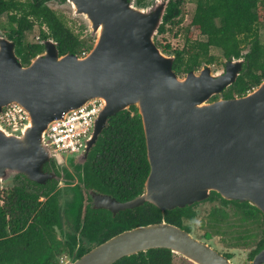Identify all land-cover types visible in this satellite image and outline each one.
I'll return each mask as SVG.
<instances>
[{
    "label": "water",
    "instance_id": "water-1",
    "mask_svg": "<svg viewBox=\"0 0 264 264\" xmlns=\"http://www.w3.org/2000/svg\"><path fill=\"white\" fill-rule=\"evenodd\" d=\"M88 23L96 41L86 54L61 53L54 38L24 64L16 40L0 33V112L12 103L29 112L17 132L0 122V181L18 174L46 183L57 177L45 164L56 155L46 141L51 124L93 98L103 108L85 151L84 164L108 119L136 106L142 117L150 172L144 190L127 201L93 191L95 207L115 210L150 202L166 210L208 199L248 202L264 213V80L246 94L213 99L229 89L244 69L245 58L225 59L174 70L176 56L156 42L171 0H61ZM153 248H168L197 264H229L208 243L165 221L124 230L63 264H114ZM264 261V249L255 264ZM231 264V263H230Z\"/></svg>",
    "mask_w": 264,
    "mask_h": 264
},
{
    "label": "trees",
    "instance_id": "trees-1",
    "mask_svg": "<svg viewBox=\"0 0 264 264\" xmlns=\"http://www.w3.org/2000/svg\"><path fill=\"white\" fill-rule=\"evenodd\" d=\"M49 1L0 0V31L8 28L6 34L16 40V51L24 64L30 63L34 56L44 50L43 41L48 38L58 42L62 54L70 51L84 54L91 49V45L48 5ZM149 1L137 0L139 5ZM184 1H170L160 34L167 30L168 24L182 20ZM195 2L196 8L190 27H187L185 45L173 50L176 56L174 70L181 75L193 68L200 69L204 62L215 63L217 58L210 51L212 47H219L227 59L243 57L246 60L237 81L223 91V96L229 98L246 94L264 80V43L260 34V29L264 27V0ZM4 13H7V19L3 21ZM37 24L40 27V40L30 42L27 32ZM44 25L47 29L42 28ZM191 26L196 27L206 39L194 38ZM157 44L160 46L158 41ZM218 97L214 96L213 99ZM149 172L142 117L137 107L131 106L108 119L97 143L88 154L85 182L127 200L144 190ZM24 178L28 183L16 179L11 187L0 189V264H61L63 256H71L74 252L70 243L58 236L57 226L64 206L59 203L57 193L53 192L51 181L43 184ZM216 194L220 195L212 191V197ZM75 204L73 210L80 226L82 208ZM243 204L250 205L245 212L249 217L260 212L250 203ZM162 211L152 204L151 214L147 211L135 217L122 214L118 220H114L110 216L96 215L88 209L82 233L95 238L104 224L109 225V220L122 222L120 229L157 222L162 218ZM166 213L169 221L174 219L180 224V219L175 217L193 216L195 211L187 206L176 207ZM212 213L225 216L219 210ZM84 242L87 245L94 243L89 237H85ZM81 253L83 247L78 256ZM166 257L168 264H172L170 249L153 248L125 256L114 264H161L162 261L165 263Z\"/></svg>",
    "mask_w": 264,
    "mask_h": 264
},
{
    "label": "flooded vegetation",
    "instance_id": "flooded-vegetation-1",
    "mask_svg": "<svg viewBox=\"0 0 264 264\" xmlns=\"http://www.w3.org/2000/svg\"><path fill=\"white\" fill-rule=\"evenodd\" d=\"M94 146L95 145H93L91 149ZM76 155L77 154L64 155L56 152V155H54L51 160L45 164V170L47 172L55 171L57 173V177L48 179L46 183L51 181L52 186L54 187L53 192L57 193L59 203L64 206L60 224L57 226L58 236L63 240L68 241L74 248V251L78 248V253L83 247V253L79 255L81 256L91 250L94 246H97L112 236L137 226L135 225L133 227L120 229V224L122 222L109 220V225L104 224L103 227L100 228V231H98L99 234L95 238L90 237V235L82 233L88 209L93 210V213L96 215L101 214L105 217L110 216L112 219L118 220V217L122 214L134 217L146 211L151 214L152 204L144 202L134 208L121 210H115L111 206L95 207L96 202L92 193L93 191L101 194H109L118 201H127L132 198L127 200L121 199L113 193L104 192L86 184L85 164L88 157L83 164L81 162L82 159ZM24 177L27 178L26 175L19 174L18 177L16 176L13 179L25 180L28 183ZM75 203L82 208L80 226L78 225L76 212L73 210V207L76 205ZM201 203H212L208 212H205L206 215L204 216H202L203 212H201L199 208ZM243 203L248 202H238L235 200L225 199L218 194L212 197L211 194L208 199L187 205L195 211V214L193 216L182 215L180 217H175L180 219V224L171 218V221H169V217H167L166 212L171 209L163 210L162 218L157 222L165 221L172 223L191 232L195 238L208 243L219 254L224 256V258L228 260L229 264H255L257 255L264 249V213L259 209L260 214L257 213L255 216L249 217L245 214V212L250 208V205L247 206ZM214 210L224 212L225 216H221L222 213L213 214L212 212ZM198 218L199 221H197ZM195 223H198V230H203L201 234L194 233V230L197 229ZM85 237H89L94 243L88 245L85 244ZM215 238H218L219 241H221V247L213 243ZM170 251L172 254V264H197L180 253H174L171 249ZM238 251L243 252L242 259L238 258ZM161 264H168L167 257L165 259V263L162 261ZM262 264H264V261Z\"/></svg>",
    "mask_w": 264,
    "mask_h": 264
},
{
    "label": "rangeland",
    "instance_id": "rangeland-1",
    "mask_svg": "<svg viewBox=\"0 0 264 264\" xmlns=\"http://www.w3.org/2000/svg\"><path fill=\"white\" fill-rule=\"evenodd\" d=\"M48 5L52 7L53 9H55L56 12L66 20V23L71 27V29L74 32L79 33L81 37L91 45V47L94 45L96 41V37H92L90 35V28H89L87 21L82 16L76 15L74 13L73 8L68 2L60 1V0H50L48 2ZM195 8H196L195 0H185L183 4L182 20L175 24H168L166 26L167 30L164 33H161V34L159 33L156 36V40L159 42L160 47L163 50V52L170 55V54H173L174 49L182 48L185 45L187 27H190V22H191L193 13L195 11ZM6 19H7V13H4L2 15V20L4 21ZM42 28L47 29V26L44 25ZM190 29L193 31L194 38L206 39V36L200 34V32L198 31V29H196V27L191 26ZM7 32H8V28L7 30L2 28L0 31V33L3 34L4 36H7L6 34ZM260 34H261L262 42L264 43V27L260 29ZM27 40L30 42H36L40 40V27L38 26V24L34 27L33 30L27 32ZM246 51L247 49L244 50V52ZM210 52L211 54L215 55L217 58L215 63L212 64L213 72L224 68V61L226 57L224 56L223 50L219 47H212ZM200 69H197V71H199ZM180 76H185V74L182 73ZM218 96H219L218 98L224 97L223 92L220 93ZM14 183H15V180L13 179V177L3 182L0 181V189L11 187ZM211 205L212 203H201L200 204L199 208L201 212H203V214L201 213L202 216L206 215ZM197 221H199V218L197 219ZM197 225L198 223H195V226L197 229L194 230V233L201 234L203 230L202 229L198 230ZM213 243L221 247V241H219L218 238H215V240H213ZM237 253H238V258L242 259L243 252L238 251Z\"/></svg>",
    "mask_w": 264,
    "mask_h": 264
},
{
    "label": "built area",
    "instance_id": "built-area-1",
    "mask_svg": "<svg viewBox=\"0 0 264 264\" xmlns=\"http://www.w3.org/2000/svg\"><path fill=\"white\" fill-rule=\"evenodd\" d=\"M103 105L102 98H93L83 106L71 110L64 118L53 122L46 132L47 143L55 152L64 155L84 151ZM29 118L28 110L19 103L5 106L0 112V122L13 132L20 131L28 123ZM66 259L67 256H63L61 264Z\"/></svg>",
    "mask_w": 264,
    "mask_h": 264
}]
</instances>
